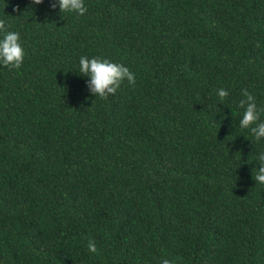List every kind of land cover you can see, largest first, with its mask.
I'll return each instance as SVG.
<instances>
[{
    "label": "trees",
    "instance_id": "1",
    "mask_svg": "<svg viewBox=\"0 0 264 264\" xmlns=\"http://www.w3.org/2000/svg\"><path fill=\"white\" fill-rule=\"evenodd\" d=\"M85 4L0 0L26 52L0 66V264H264V139L239 126L242 89L264 106V0ZM82 55L136 82L95 97Z\"/></svg>",
    "mask_w": 264,
    "mask_h": 264
},
{
    "label": "clouds",
    "instance_id": "2",
    "mask_svg": "<svg viewBox=\"0 0 264 264\" xmlns=\"http://www.w3.org/2000/svg\"><path fill=\"white\" fill-rule=\"evenodd\" d=\"M43 0H31L32 5H39ZM49 7L58 8L60 13H75L83 16L87 12L85 0H49ZM26 52L23 46L21 35L18 31L11 30L6 19L0 18V66L9 69H19L23 63ZM78 72L81 76L88 77L85 81L88 92L100 98H107L109 94H115L124 80L129 84L136 82V74L123 63L114 62L107 57L82 55L78 61ZM243 98L239 105L243 113L239 119V126L247 128L259 141L264 139V120L260 119L264 112V106L258 105L256 97L242 89ZM216 94L219 100L229 95L225 88H218ZM255 126H252L253 123ZM260 161L255 173V183L264 184V151L257 154ZM88 249L96 251V243L89 240ZM160 264H175L174 260L163 258Z\"/></svg>",
    "mask_w": 264,
    "mask_h": 264
}]
</instances>
